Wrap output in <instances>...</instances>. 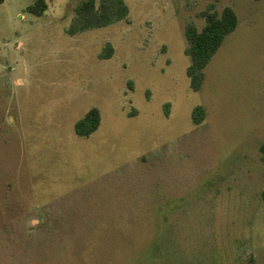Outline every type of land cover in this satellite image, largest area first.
<instances>
[{"label": "rangeland", "instance_id": "rangeland-1", "mask_svg": "<svg viewBox=\"0 0 264 264\" xmlns=\"http://www.w3.org/2000/svg\"><path fill=\"white\" fill-rule=\"evenodd\" d=\"M45 1L0 3V264H132L146 242L152 264H264V0H217L238 24L198 91L184 29L214 0H125L75 35L81 0Z\"/></svg>", "mask_w": 264, "mask_h": 264}, {"label": "trees", "instance_id": "trees-1", "mask_svg": "<svg viewBox=\"0 0 264 264\" xmlns=\"http://www.w3.org/2000/svg\"><path fill=\"white\" fill-rule=\"evenodd\" d=\"M3 1L0 0V3ZM216 2L217 0L211 1L198 13V16L204 20L202 27L199 28L193 21L185 24L184 33L187 41L185 54L190 59L186 73L190 87L194 91H198L203 84L204 69L207 63L221 46L224 38L232 33L238 24V16L233 7L226 5L218 9ZM46 8L45 0H33L28 5L27 11L40 16ZM128 14L129 6L125 0H81L73 7L71 23L66 33L75 35L85 30L108 26L125 20ZM112 54V46L107 43L100 57L105 59L111 57ZM204 114L202 106L195 107L192 113L194 121L203 120ZM100 119V110L95 106L91 107L75 122V133L81 137H88L97 130ZM259 151L264 158V142L260 145ZM152 243L146 242L139 247L137 258L132 264H152V258L145 255Z\"/></svg>", "mask_w": 264, "mask_h": 264}]
</instances>
